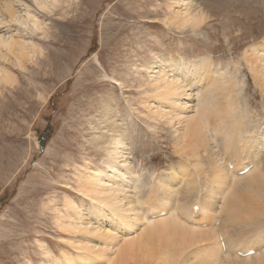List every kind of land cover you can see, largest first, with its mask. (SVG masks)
Listing matches in <instances>:
<instances>
[{
  "label": "rangeland",
  "instance_id": "374dc122",
  "mask_svg": "<svg viewBox=\"0 0 264 264\" xmlns=\"http://www.w3.org/2000/svg\"><path fill=\"white\" fill-rule=\"evenodd\" d=\"M202 1L191 11L205 19L185 27L170 21L169 0H80L67 16L62 10L39 14L46 24L42 32H20L43 52L37 50L23 68L7 64L12 83L0 82V264H52L64 250L74 252L75 237L57 216L66 198L91 205L79 195L76 180L87 165L104 167L95 137L105 125L110 134L119 124L128 140L131 162L145 184V207L155 201L147 195L154 174L167 168L172 174L170 167L186 161L168 127L145 106L152 94L147 70L156 55L169 64L212 59L208 68L225 80L217 91L220 110L229 104L227 81L238 95L235 104L251 106L254 121L264 118V93L245 54L264 40V0H233L213 10ZM3 26L0 31H16ZM199 163L206 169L210 160ZM234 192L250 206L251 191Z\"/></svg>",
  "mask_w": 264,
  "mask_h": 264
},
{
  "label": "bare ground",
  "instance_id": "6f19581e",
  "mask_svg": "<svg viewBox=\"0 0 264 264\" xmlns=\"http://www.w3.org/2000/svg\"><path fill=\"white\" fill-rule=\"evenodd\" d=\"M201 1L169 0L170 21L178 27L203 21L202 14L195 18L197 13L191 11ZM79 2L0 0V28L5 24L16 29L0 31V57L5 62L0 64V82L12 83L7 64L23 68L37 50L43 52L20 32H42L46 24L39 14L62 10L67 16ZM206 2L210 10L233 4ZM250 50L245 51L247 62L264 93V40ZM154 59L147 70L152 94L145 106L155 122L168 127L176 152L186 161L170 167L172 174L168 168L154 174L147 195L155 201L145 207V184L131 162L128 140L119 124L110 134L105 125L103 134L95 137L104 167L94 170L87 165L76 180L79 195L91 205L78 206L66 198V209L57 216L61 228L75 237L74 252L64 250L52 264H264V118L254 121L251 106L236 105L238 95L227 81L229 104L220 110L217 91L225 80L219 70L208 68L212 59L198 64L179 60L169 64L158 55ZM203 159L210 160L206 169L199 163ZM192 162L196 167L190 166ZM242 180L244 184L237 183ZM235 187L253 193L250 206L233 197ZM249 250L254 254L247 255Z\"/></svg>",
  "mask_w": 264,
  "mask_h": 264
},
{
  "label": "water",
  "instance_id": "95a60500",
  "mask_svg": "<svg viewBox=\"0 0 264 264\" xmlns=\"http://www.w3.org/2000/svg\"><path fill=\"white\" fill-rule=\"evenodd\" d=\"M40 144H41V146L44 145V141L42 139L40 140Z\"/></svg>",
  "mask_w": 264,
  "mask_h": 264
}]
</instances>
